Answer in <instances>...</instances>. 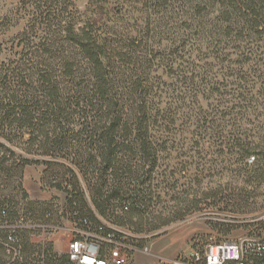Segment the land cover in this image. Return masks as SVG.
<instances>
[{
    "label": "trees",
    "instance_id": "trees-1",
    "mask_svg": "<svg viewBox=\"0 0 264 264\" xmlns=\"http://www.w3.org/2000/svg\"><path fill=\"white\" fill-rule=\"evenodd\" d=\"M69 1L23 0L33 12L21 52L0 64V225L23 212L43 225L141 234L209 200L241 210L264 196V137L238 125L264 116V0H90L89 13ZM213 148L236 155L251 189L177 192V171L192 184V169L215 168ZM29 166L62 197L32 198ZM164 194L176 204L160 209ZM9 233L0 228V240ZM32 234L14 231L22 251L12 263L0 242V264L67 263Z\"/></svg>",
    "mask_w": 264,
    "mask_h": 264
},
{
    "label": "rangeland",
    "instance_id": "rangeland-1",
    "mask_svg": "<svg viewBox=\"0 0 264 264\" xmlns=\"http://www.w3.org/2000/svg\"><path fill=\"white\" fill-rule=\"evenodd\" d=\"M69 5L85 13H89L93 7L90 0H71ZM32 12L33 8L31 6L26 8L23 0H0V53L2 55L0 64L17 60L21 48L16 47L15 44L20 33L28 26V20L31 18ZM238 125L242 129L247 130L244 133L255 135L256 141L263 140L264 116H260L257 120L253 118L252 123L241 121ZM211 151L206 156L215 161V168L204 173L192 169L190 175L201 174V178L192 184L188 177H185L187 172L177 171L176 180H174V182L178 183L176 186L177 192L197 191L201 194L214 189L229 192L234 188L239 189L248 186V189H251V186L246 183V178L241 174L245 173L246 169H243L240 166L241 164L237 162L236 155L231 152H217L216 148L211 149ZM174 156L176 157L177 155ZM193 156H196V154L189 153L183 156V159H190ZM163 170L165 171V169H161V171ZM170 171L171 169H168L166 173H170ZM39 178V168L29 166L25 185L29 195L36 197L34 199L39 196H47L46 193L43 194L41 191ZM199 180L201 183L197 182ZM163 187L166 186L163 185ZM258 193L264 195V186ZM50 195L48 199L52 195L62 197L59 193ZM254 199L251 207L241 210L232 206L228 207L225 202L215 205L214 201L209 200V202L202 203L203 205L197 210L187 214L184 219L175 221L157 231L135 233L134 236L125 235V243L135 245L138 248V251L133 253L132 262L134 264H161L165 258H172L183 252L202 248L210 242L236 241L247 235H258L264 232V221L262 219L264 214V196ZM175 204L176 202L172 201L171 196L164 194L163 202L159 207L161 209ZM63 224L69 227V221L63 220ZM63 235H65V230L59 234V238H63ZM130 238L134 240L131 241ZM57 246L56 250L59 252L63 251L62 248L65 247L62 243ZM146 248H148L147 251H145Z\"/></svg>",
    "mask_w": 264,
    "mask_h": 264
},
{
    "label": "built area",
    "instance_id": "built-area-1",
    "mask_svg": "<svg viewBox=\"0 0 264 264\" xmlns=\"http://www.w3.org/2000/svg\"><path fill=\"white\" fill-rule=\"evenodd\" d=\"M264 221V214L262 217ZM112 230L107 235L76 227L69 222V227L43 225L26 220L23 212L12 224L5 223L0 228L10 230L8 241L0 240L6 247L9 263L21 258V248H13V233L16 229L33 231L32 242H53L65 230L63 238H59L65 246L61 253L67 256V263L61 264H134L133 253L138 251L135 245L125 243V235L135 233L127 228L117 227L105 222ZM148 248L145 249L147 251ZM254 253H261L262 260H256ZM161 264H264V232L258 235H247L236 241L210 242L202 248L183 252L172 258H165Z\"/></svg>",
    "mask_w": 264,
    "mask_h": 264
},
{
    "label": "crops",
    "instance_id": "crops-1",
    "mask_svg": "<svg viewBox=\"0 0 264 264\" xmlns=\"http://www.w3.org/2000/svg\"><path fill=\"white\" fill-rule=\"evenodd\" d=\"M28 169V168H27ZM27 169H26V172H25V178H24V187H25V189L27 190V188H26V185H25V179H26V176H27ZM39 186H40V182H39ZM41 188V187H40ZM42 191V193L44 194V193H46L47 194V196L46 197H37V199H48L51 195L50 194H52V193H55V194H57L58 192H56V191H46V190H41ZM60 194V193H59ZM32 198H36V197H32ZM62 243V245H64L63 244V242L58 238V240H56V242L54 243V245H58V244H61Z\"/></svg>",
    "mask_w": 264,
    "mask_h": 264
}]
</instances>
